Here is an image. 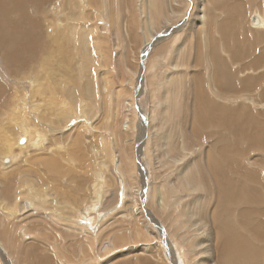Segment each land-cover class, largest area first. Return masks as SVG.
<instances>
[{
	"label": "rangeland",
	"instance_id": "374dc122",
	"mask_svg": "<svg viewBox=\"0 0 264 264\" xmlns=\"http://www.w3.org/2000/svg\"><path fill=\"white\" fill-rule=\"evenodd\" d=\"M2 1L23 23L22 0ZM48 1L42 12L30 13L43 23L45 46L38 48L31 38L30 54H22L37 60L19 70L0 55V83L9 93L0 102V128L15 150L6 152L0 138V264H30L26 245H37L49 264H124L135 255L145 258L142 264H222V233L212 224L218 189L207 152L214 143L217 151L228 143L234 147L237 135L227 129L221 142L210 128L200 137L191 131L199 129L198 97L207 95H198V86L205 82L208 89L214 66L198 13L208 10L221 21L222 11L203 8L199 0ZM256 10L246 14L247 21L256 15L264 20ZM9 20L7 29L17 19ZM73 27L88 32L93 58L81 44L73 54L83 53L86 63L68 55L79 30L63 31ZM251 45L258 58L245 53L248 58L236 67L248 65L246 74L258 75L262 80L255 82L264 86V41ZM33 87L31 102L41 107H20ZM239 96L256 106L248 108L260 119V90ZM18 111L19 118L10 117ZM30 130L34 140L23 151L17 140ZM248 147L243 155L235 148V170L264 175L261 147ZM5 155L10 164H2ZM197 163L211 190L199 184Z\"/></svg>",
	"mask_w": 264,
	"mask_h": 264
},
{
	"label": "bare ground",
	"instance_id": "6f19581e",
	"mask_svg": "<svg viewBox=\"0 0 264 264\" xmlns=\"http://www.w3.org/2000/svg\"><path fill=\"white\" fill-rule=\"evenodd\" d=\"M48 3H50L48 0H22L25 13L22 23L17 16L20 15L19 12L11 11V9L0 0V55L8 66L10 64L11 67H16L19 70L27 69L37 60V56L24 58L22 54H30V49L26 45L31 38L36 40L38 48H44L46 37L43 23L39 18L30 13L31 11L35 13L42 12L44 6ZM199 3L203 8H206L210 4L214 11L217 9L221 10V15H223L224 18L221 21L217 20L216 15L212 18L210 16L212 13L208 10L203 11L202 14L198 13V24L205 28L208 37L206 43L210 45L209 48H211V57H213L212 61L214 66H212V73L208 80L210 83L208 89L204 81L203 86L201 85L200 88L198 86L197 94L199 95L201 93L207 95L205 100V95L198 97L202 108H200V114L196 116L198 117L199 129L196 130V127L194 128V126H192L191 131L195 136L197 135L200 137L204 128H210L212 131L211 137L216 136L217 140L221 142H225L228 139L227 129H234V134L237 135L234 147L228 143L227 146H223V148L217 151L214 148V143L211 154L209 151L207 152L208 161L210 162V160H213L212 162L214 163L211 164L210 162L211 165L208 164V166H210L208 170L212 169L211 173L216 179L218 189L217 205L215 204L216 207L213 209L212 213V224L222 233L220 237L221 241L218 244V246L221 247V262L222 264H264V175H261L257 171H250L247 174L241 175L235 170L233 162L236 157L235 148L238 149L239 155L245 154L244 151L245 149L247 151L249 148L248 145L256 148L261 147L260 152L264 153V113H261L260 119H258L256 117L257 113L254 114V110H249L248 108L256 106L254 104L251 106L249 104L251 103L249 99H244V103H241L242 97L239 96V94L243 92L260 90L262 101H264V86L255 82L256 79L262 80V78L258 75L257 77L249 75L251 72L247 75L245 70L248 69V71H251L248 65H246L245 69L243 68L244 71H239V68L236 67L242 64L244 58H248V56H245V53H252L255 58H258L257 47L252 49L251 44L256 45L264 41V31H259L264 29V20L256 15L252 20L247 21L245 16L250 10H253V8L264 13V0H239L236 2L235 0H199ZM55 13L58 14V12ZM79 15H81V13H77V20H80ZM9 17H16L17 19L11 29L5 27V25L10 22ZM26 26L31 27L34 33L32 34L29 32ZM201 27L197 26L196 29L199 30ZM78 30L79 27H73L70 31L67 32L64 30L63 32L68 35L69 32H76ZM215 31L220 34V39L214 37ZM87 33L79 30L78 35L74 34L76 38L71 43L72 49L68 55L77 62H88V60L84 58L83 53L80 55L77 54L76 57L73 56L74 53L78 52L80 44L84 46L85 55L90 56V60L93 58V51L88 50V44L90 43L87 39ZM228 34L230 35L224 38ZM236 42L243 43L242 48L235 47L233 44ZM20 45H24L21 50L11 52L12 49ZM219 46L220 48L218 50ZM221 47L222 54L220 52ZM248 61L252 63V60ZM261 64L262 60L259 65L261 66ZM220 65L224 67L221 68ZM255 67L257 68V64H255ZM230 68L232 70L238 69V71L234 72L230 70ZM78 71L83 73L84 69L78 68ZM239 73L242 74V77L239 76L238 80H236L237 74ZM203 80L206 81V79ZM236 81H238V85ZM36 90L37 87L30 88L24 103L19 104L20 107L34 104V101L31 102V97H35ZM209 93H212V96ZM226 94H228L229 97H227ZM19 96L20 95L17 94L16 98ZM233 96H236V98L234 99ZM8 97V91L0 83V102ZM230 99H233V102ZM220 100H225L224 102L226 104H239L236 106H229L223 104ZM16 101L17 100L14 99V106L10 104L9 107L11 106L13 109ZM34 107L38 109L41 105L35 103ZM201 112L203 115H201ZM19 116V111L16 113L13 112L10 115V117L16 119L19 118ZM196 117L194 116L193 119ZM184 131L187 132V130ZM1 132L2 128H0L2 148L6 152L14 153L15 150L11 148V143L8 142L9 135L7 132ZM23 135L17 140L16 147H21L23 151H25L31 146L34 140V134L32 130H30ZM39 135L41 138L45 139V135L42 133H39ZM209 136L210 132L206 131V137L209 138ZM21 138L25 139L24 144L20 143L22 140ZM239 142H241L240 146H238ZM222 154L223 156H221ZM214 158H216L215 161ZM11 160L12 159L8 155H5L2 157V164H10ZM226 160H229L230 163ZM196 165L201 168V170H199V172H201L199 184L202 183L204 185L206 183L210 189L209 177L204 170H202L203 166L201 164L199 165V163ZM261 165L264 166V160L261 161ZM218 178L219 181H217ZM237 182H239L240 185H237ZM21 187L20 185L19 188ZM6 188H9L7 184ZM239 206H245V209L240 211L238 209ZM16 249L18 250L17 247ZM37 249H39L37 245H26L25 248H23V254L27 253L31 259L30 264H49L45 258H42L38 254ZM132 258V260L127 258L128 261L124 264H142V261L145 260V258L141 259L137 257V255L134 257L132 256Z\"/></svg>",
	"mask_w": 264,
	"mask_h": 264
},
{
	"label": "water",
	"instance_id": "95a60500",
	"mask_svg": "<svg viewBox=\"0 0 264 264\" xmlns=\"http://www.w3.org/2000/svg\"><path fill=\"white\" fill-rule=\"evenodd\" d=\"M20 143L21 144H24L25 143V139H22Z\"/></svg>",
	"mask_w": 264,
	"mask_h": 264
}]
</instances>
